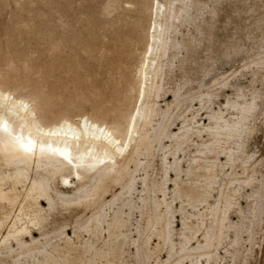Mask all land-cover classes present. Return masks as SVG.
Masks as SVG:
<instances>
[{
  "label": "bare ground",
  "instance_id": "obj_1",
  "mask_svg": "<svg viewBox=\"0 0 264 264\" xmlns=\"http://www.w3.org/2000/svg\"><path fill=\"white\" fill-rule=\"evenodd\" d=\"M177 2L181 0H153V22L135 67L139 79L135 107L123 117L116 114V124L87 113L47 120L33 98L0 83V202L12 206L11 213L0 217V228L11 226L0 237V264H25L33 254L39 257L37 264H46V247L54 238L71 244L68 228L74 237L84 231L90 236L107 234L109 243L96 252L98 258L110 257L107 264L118 259L135 264H194L196 258L185 254L189 251L199 254L197 264H218L224 246L233 258L238 257L247 231L239 199L254 179L230 181L213 193L229 176L225 167L246 168L253 159L244 151L257 99L263 94L253 92L250 102L242 101L245 88L235 85V98L226 100L225 108L235 112L230 118L223 107L211 106L226 94L223 82L217 83L219 89L207 91L206 104L200 98L199 108L180 92L174 94L171 106L162 108L168 33L170 21L177 19ZM128 5L130 19L113 33L124 57L135 51L139 34L145 31L140 26L142 10ZM254 65V77L259 75L264 83V72L260 73L264 58ZM203 110L210 122L194 130L190 122ZM206 134L210 144L203 141ZM190 148L202 154L221 149L225 163L219 158L206 161L196 173L183 166ZM246 198L255 202L252 223L264 213L262 186ZM233 212L238 214L237 222L231 218ZM63 255L67 259L70 254Z\"/></svg>",
  "mask_w": 264,
  "mask_h": 264
},
{
  "label": "rangeland",
  "instance_id": "obj_2",
  "mask_svg": "<svg viewBox=\"0 0 264 264\" xmlns=\"http://www.w3.org/2000/svg\"><path fill=\"white\" fill-rule=\"evenodd\" d=\"M152 2L0 0V83L33 98L47 120L87 113L116 124V114L123 117L135 107L139 85L135 67L141 60V49L146 45L143 38L153 22ZM129 3L142 10L140 26L145 31L139 34L135 51L127 52L128 56L125 54L124 57L117 50L113 33L130 19ZM176 15L177 19L170 21L168 33L170 46L164 69L166 94L161 99L163 109L166 104L171 106L177 92L184 93L185 99H194V106L199 108L200 98L203 96L206 104L207 91L219 89L221 86L217 83L223 82L227 83L222 89L226 94H221L211 106L215 110L223 107L225 115L230 118L235 112L225 108L226 100L235 98V85L245 88L246 96L242 101L250 102L253 92L263 94L257 99V111L251 121L252 132L244 151V155L253 156V159L246 168L240 164L234 168L225 167L229 176L221 179L213 195L218 193L220 185L226 187L230 181L253 177L252 186L247 187L246 194L239 199L245 212L247 231L242 235L238 257L233 258L224 246L218 264H244L246 258L247 264H264V213L251 223L255 202L254 198H246L260 186L264 190V83L259 75L256 78L253 75L254 62L264 58V0H181L176 4ZM263 72L264 69L260 71ZM209 122L207 111L203 110L195 121L190 122V127L197 130ZM176 127L180 128L181 124ZM176 127L175 131H178ZM203 141L206 144L212 142L207 134ZM224 156L221 149L202 154L196 148H190L183 166L191 167L197 173L198 167L203 168L206 161L219 158L225 163ZM195 159L200 162L194 163L192 160ZM11 207L0 202V217L5 212L11 213ZM176 207H180V202ZM231 218L234 222L239 219L236 212ZM10 227L4 225L0 228L1 238ZM68 229L71 244L54 238L52 246L46 247V264H107L110 257H96L97 250L109 243L107 234L99 232L90 236L84 231L74 237L73 230ZM134 239L141 240V237L135 236ZM193 242L195 247L196 242ZM69 247H73V251H69ZM64 251L70 254L67 259ZM176 251L178 257L180 249L177 247ZM185 254L196 258L194 264H197V252ZM38 258L33 254L24 263L37 264ZM114 262L135 264L123 259Z\"/></svg>",
  "mask_w": 264,
  "mask_h": 264
}]
</instances>
